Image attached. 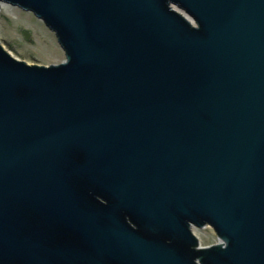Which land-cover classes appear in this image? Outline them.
I'll list each match as a JSON object with an SVG mask.
<instances>
[{"label":"water","instance_id":"obj_1","mask_svg":"<svg viewBox=\"0 0 264 264\" xmlns=\"http://www.w3.org/2000/svg\"><path fill=\"white\" fill-rule=\"evenodd\" d=\"M4 5L65 59L0 42V264H264V0Z\"/></svg>","mask_w":264,"mask_h":264},{"label":"rangeland","instance_id":"obj_2","mask_svg":"<svg viewBox=\"0 0 264 264\" xmlns=\"http://www.w3.org/2000/svg\"><path fill=\"white\" fill-rule=\"evenodd\" d=\"M0 42L14 57L29 64H58L65 59L55 34L31 13L16 7L5 5L0 11ZM196 235L204 246L216 242L210 228L198 230Z\"/></svg>","mask_w":264,"mask_h":264},{"label":"bare ground","instance_id":"obj_3","mask_svg":"<svg viewBox=\"0 0 264 264\" xmlns=\"http://www.w3.org/2000/svg\"><path fill=\"white\" fill-rule=\"evenodd\" d=\"M5 6V5H4Z\"/></svg>","mask_w":264,"mask_h":264}]
</instances>
